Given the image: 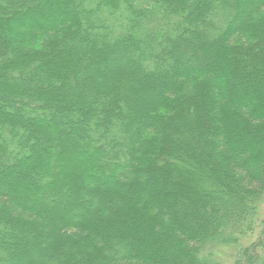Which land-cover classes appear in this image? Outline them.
I'll return each instance as SVG.
<instances>
[{
    "label": "trees",
    "instance_id": "trees-1",
    "mask_svg": "<svg viewBox=\"0 0 264 264\" xmlns=\"http://www.w3.org/2000/svg\"><path fill=\"white\" fill-rule=\"evenodd\" d=\"M263 208L264 0H0V264H264Z\"/></svg>",
    "mask_w": 264,
    "mask_h": 264
},
{
    "label": "rangeland",
    "instance_id": "rangeland-1",
    "mask_svg": "<svg viewBox=\"0 0 264 264\" xmlns=\"http://www.w3.org/2000/svg\"><path fill=\"white\" fill-rule=\"evenodd\" d=\"M6 187L10 189L9 185H7ZM263 215H264V208H263ZM255 238H256V236L254 234L253 235L251 234V235H248V236L244 237L242 239V241L245 244V243H247V242H249V241H251L253 239L255 240ZM229 253H230V251L227 252V254H229Z\"/></svg>",
    "mask_w": 264,
    "mask_h": 264
}]
</instances>
